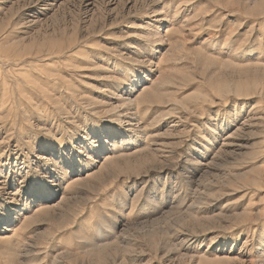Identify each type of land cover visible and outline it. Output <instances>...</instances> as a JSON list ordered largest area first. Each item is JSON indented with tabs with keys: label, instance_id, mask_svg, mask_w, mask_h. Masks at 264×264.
Listing matches in <instances>:
<instances>
[{
	"label": "rangeland",
	"instance_id": "1",
	"mask_svg": "<svg viewBox=\"0 0 264 264\" xmlns=\"http://www.w3.org/2000/svg\"><path fill=\"white\" fill-rule=\"evenodd\" d=\"M0 264H264V0H0Z\"/></svg>",
	"mask_w": 264,
	"mask_h": 264
},
{
	"label": "bare ground",
	"instance_id": "2",
	"mask_svg": "<svg viewBox=\"0 0 264 264\" xmlns=\"http://www.w3.org/2000/svg\"><path fill=\"white\" fill-rule=\"evenodd\" d=\"M130 123V126H135L133 123H132V121H130L129 122ZM47 198H48V200H51V199H53V195H49V196H47Z\"/></svg>",
	"mask_w": 264,
	"mask_h": 264
}]
</instances>
